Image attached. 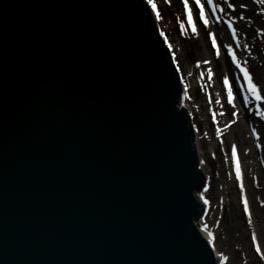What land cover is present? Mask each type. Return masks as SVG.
<instances>
[{
  "label": "water",
  "instance_id": "1",
  "mask_svg": "<svg viewBox=\"0 0 264 264\" xmlns=\"http://www.w3.org/2000/svg\"><path fill=\"white\" fill-rule=\"evenodd\" d=\"M181 87L140 0H0V264H217Z\"/></svg>",
  "mask_w": 264,
  "mask_h": 264
},
{
  "label": "rangeland",
  "instance_id": "2",
  "mask_svg": "<svg viewBox=\"0 0 264 264\" xmlns=\"http://www.w3.org/2000/svg\"><path fill=\"white\" fill-rule=\"evenodd\" d=\"M142 1L150 6L147 0ZM153 2L156 4L160 15V19H156L158 31L160 35L163 33L161 37L164 41L167 40L166 45L178 71L181 84L184 82L186 87L185 96L192 112L189 116L196 133V148L201 154V167L208 174L207 187L200 197L202 201H208V212L205 214L207 219L205 216L204 218L209 222V227L206 229L198 225L200 234L205 235L212 247L218 250L223 264H264V257L254 249V228H252L253 220L254 224L261 223L264 236V197L261 196V189L264 188V105L254 106L249 103L248 107L245 110L243 109L242 116L246 121V126H236L238 122L237 115H231L232 110L226 106L227 94L223 87L225 76L222 72V60V62L218 60L214 63L212 62V68L205 69L204 77L206 76L205 79L210 81L209 91L199 90L195 85V79L199 80L198 72L203 69V66L200 67V65L205 59L213 60V56L210 57L205 47L207 43H210L208 32H205V30L210 33L215 30L217 35L221 34L222 42L227 38L224 31L225 22L222 19H219V22H213L212 17H209L211 27L205 29L203 26L198 25L197 32H191L193 35L192 39L184 40L186 43L183 45L180 41L181 35L179 33L181 31L180 26L183 24V21H180L181 11L179 7L180 2L184 3V0H153ZM252 17L260 18L257 15H252ZM251 30L254 36L253 31H256L257 27L251 28ZM262 40L264 41V38ZM223 48L221 46L222 50ZM250 57L253 62L257 63L258 68L261 66L264 68V51L262 48L260 49L259 45H256V47L252 46ZM226 65L228 67L229 64L226 63ZM233 69L237 70L236 67H233ZM245 69L251 70L249 66ZM209 72L212 73L211 78H209ZM228 75L232 90L234 89V97L236 96L234 99H240V92L241 95H246L247 93L242 88L243 79L237 81V87L235 82L232 81L233 77L229 70ZM261 94L264 95L262 92ZM217 99L221 101L220 104L216 103ZM208 105H210V108H208ZM213 114L215 120L220 119L222 121L220 122L221 126L227 123L231 124L229 133L220 134L221 131L226 132L227 126H220V128L215 129ZM231 132L232 135L236 134L235 141L231 138ZM240 139L248 140V146L246 147L242 142L243 140L240 141ZM234 146L237 149V157L239 158L240 155V161L245 159L247 155L252 163L256 159L255 163L259 166L258 168H260L259 171L263 178L261 180L259 173V175H253L252 170H249V168L246 170L247 165H251L246 159L248 164L245 167L243 177L248 184V188L259 195L251 199V203L248 206V214L244 212L241 179L237 181L234 178L235 170L231 154ZM244 147H246V150ZM251 147L253 148L252 154L249 153V151L251 152ZM261 181L262 185H260ZM225 184L230 185V191H228L226 197L225 195L219 196L218 194L225 189ZM231 223L234 224V228L229 230L227 226ZM208 230L211 232L209 233ZM229 238L238 239V241L227 243Z\"/></svg>",
  "mask_w": 264,
  "mask_h": 264
},
{
  "label": "bare ground",
  "instance_id": "3",
  "mask_svg": "<svg viewBox=\"0 0 264 264\" xmlns=\"http://www.w3.org/2000/svg\"><path fill=\"white\" fill-rule=\"evenodd\" d=\"M189 5L193 6L194 5V0H188ZM228 3H231L232 6L234 8H236V12H231L230 9H228ZM148 8L150 9L151 13L153 14V16L155 17V14L152 12L151 6L147 5ZM221 6L225 7L226 11L225 14L223 16H221L223 20V22H225L224 24V31L225 34L227 35V38L225 39V42H222V38H221V34L217 35L215 30L213 32H209L208 30H205V32H208V38L210 39V43L205 46L206 50L208 51L207 53L210 55V57L213 56V60L211 59H205L204 62L202 63L201 66H203V69L201 71H199V80L197 81V79H195V85L199 90H207L209 91V86H210V81L205 79L206 76L204 77V73H205V69H209L212 68V62H216L221 61L223 63V68H222V72L224 73V76H227L229 78L228 75V70L231 72V74H233L234 76H240V73H238L236 70H234L232 67L230 69V67L226 65V62H233L232 61V57L230 55L227 54V49L228 48H232L233 52L237 55V63H241L243 67L247 68L248 66L251 68V70L249 71V74L252 76L253 79V83H255L257 85L258 88L261 89V92L264 94V68L261 66L260 68H258L257 63L251 59L250 55L252 54V46L259 45L260 49L262 48V50L264 51V41L262 40L264 38V0H223V3L221 4ZM180 11H181V16H180V21H183V25H187V20L185 18V11H184V3L180 2V7H179ZM194 14V18L196 19V24L197 26H203L205 29L211 27V24H209L208 27H205L202 23L199 22L198 20V12L193 11ZM252 15H257L260 18L256 19L254 17H252ZM241 17H243V19H241ZM156 19V17H155ZM210 20V19H209ZM227 21V22H226ZM228 22H230L232 24V27L230 28L228 26ZM211 23V22H210ZM228 26V28H227ZM254 29L257 27L256 31H253L254 36L252 35V30L251 28ZM233 31H235L236 35L233 36ZM261 32V33H260ZM181 35V42L186 43L184 40L192 39V34H191V30L188 29L187 27H185V30L182 32H179ZM219 36V37H218ZM261 37V38H260ZM215 38L216 42H217V47L213 48L212 47V39ZM261 42V43H260ZM221 46L224 47L223 50L221 49ZM241 46H243L241 48ZM219 49V55L217 54V50ZM257 60V59H255ZM247 64V65H246ZM226 65V67H225ZM201 69V68H200ZM203 71V72H202ZM253 73V74H252ZM215 85V84H214ZM213 87V85H212ZM182 89H183V100H182V107L183 110L185 111L186 114H190L192 113L190 110V106L187 104L186 102V87L184 85V82H182ZM234 104L236 105L235 108H233L231 105H229L231 108H233L234 111H238V104H236V102L234 101ZM208 108H210V105H208ZM211 111V110H210ZM242 112H240V114L238 115V122L236 123L237 125H241L243 127L246 126V121L245 119H243L241 114ZM216 116V115H215ZM214 117V114H213ZM214 119V118H213ZM216 121V122H215ZM213 122V125L215 127V129L220 128L221 123L222 122L220 119L219 120H215ZM225 126V125H222ZM221 126V127H222ZM230 129H228V133L230 132ZM247 129V127H246ZM232 135V132H231ZM235 137L236 134H233L231 136L232 140L235 141ZM243 140V139H242ZM240 139V141H242ZM196 135H195V145L196 143ZM246 147L248 146V140H243L242 141ZM242 143V144H243ZM243 144V145H244ZM244 147V149L246 148ZM243 149V150H244ZM246 150V149H245ZM253 152V148L251 147V152L249 151L250 154H252ZM197 153H198V157H199V161L201 159V154L200 151L197 149ZM238 159V158H237ZM249 161L248 159V155L245 157V159H243L242 161H240V155H239V166H240V170H241V187L243 189V193H242V198L244 199V201H247V204L250 205V201L252 198H255V196H259L258 194H255L254 191L250 190L248 188V184L245 182V178L243 177L244 171H245V167L248 164ZM256 159L253 161V163L251 161H249L251 163V165H247V169L249 168V170H252L253 175H259L261 177V173L259 171L260 168H258L259 166L256 165L255 163ZM200 168H201V163H200ZM202 173L205 175V177H208V174L206 173V171L201 168ZM259 173V174H258ZM251 174V173H250ZM234 178H236L234 176ZM261 180H263V178L261 177ZM232 184V183H231ZM262 181L260 182V185H262ZM225 189L223 190L222 193H219L218 195H228V191H230V185L229 184H225ZM261 196L264 197V188L261 189ZM200 199V203L204 206V210L205 213L207 214L208 212V206L207 204L204 203V201H202L201 197H199ZM232 203V202H231ZM204 213V214H205ZM206 218V215H205ZM203 217V220H201L199 222V226L202 228H206L208 229L209 225H208V221H206ZM254 220L252 221V225L254 228V238H255V246L256 249L258 250V252L264 257V236H263V225L261 223H256L254 224ZM227 226V225H226ZM227 228L229 230H232L234 228V224H229L227 226ZM209 233L211 232L210 230H208ZM202 237L210 244V241L208 240V238L205 235H202ZM238 239L234 240L229 238L227 240V243L229 242H237ZM213 254L216 257L217 263L218 264H223V260L222 258L219 256L218 250H216L215 248L212 247V245L210 244Z\"/></svg>",
  "mask_w": 264,
  "mask_h": 264
},
{
  "label": "snow or ice",
  "instance_id": "4",
  "mask_svg": "<svg viewBox=\"0 0 264 264\" xmlns=\"http://www.w3.org/2000/svg\"><path fill=\"white\" fill-rule=\"evenodd\" d=\"M147 2L150 4L152 12L155 14V17L157 20L160 19L159 12L157 11V6L153 2V0H147ZM223 3V0H194V5L190 6L188 0H184V11H185V18L187 20V25L181 24V31L183 32L185 30V27L191 30L192 33L197 32V24L196 19L194 18L193 11L195 9L196 12H198V20L200 23H202L205 27L209 26L210 20L209 17H212L213 22H219V19L221 16L225 14V7L221 6ZM228 9H230L231 12H236V8L232 6L231 3H228ZM243 19V17H241ZM227 22V21H226ZM228 26L231 28L232 24L228 22ZM163 35V33H161ZM236 33L233 31V36H235ZM167 43V40L165 41ZM171 47V45H169ZM212 47H217L216 39H212ZM217 54L219 55V49L217 50ZM227 54L232 57L233 63H235V66L237 69H239L240 74L243 78V91L247 93V95L243 96V103L245 106H247L249 103H252L255 105H264V95L261 94V89L257 87L255 83H253L252 76L249 74V71L245 69V67L242 66L241 63H237V55L233 52L232 48L227 49ZM212 73L209 72V78H211ZM223 87L227 94V103L231 105L233 108L236 107L234 104V94L232 90V86L230 84L229 78L227 76L223 79ZM217 104H220L221 101L219 99L216 100ZM259 110V108H257ZM223 115V113H221ZM236 113L233 112V116H235ZM215 121V117H214ZM232 160L234 164V170H235V177L237 181L241 179V170L239 166V161L237 159V149L234 146L232 148ZM205 204L208 203L207 200L204 201ZM244 212L245 214L249 213V207L247 204V201H244ZM211 235V234H210Z\"/></svg>",
  "mask_w": 264,
  "mask_h": 264
}]
</instances>
